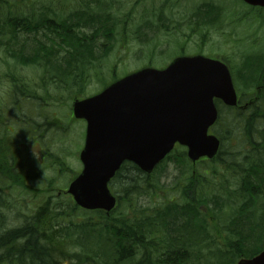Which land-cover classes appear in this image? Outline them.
Here are the masks:
<instances>
[{"label":"rangeland","instance_id":"374dc122","mask_svg":"<svg viewBox=\"0 0 264 264\" xmlns=\"http://www.w3.org/2000/svg\"><path fill=\"white\" fill-rule=\"evenodd\" d=\"M60 1L3 0L0 3V19L4 18L6 14H12L28 21L32 18L28 15L42 13L46 17L53 18L54 21H59L77 9V2H87L88 0H70V5L68 1L63 3H60ZM137 2L138 0H91L90 4L86 3L95 11L100 7L104 11L112 10L117 13L114 28L116 34L111 37L110 41H104L101 37L94 38L96 42L95 53L100 56L104 54L105 50L108 52L106 55L96 59V63L90 73L89 82L80 91L79 87L71 89H68L69 87L67 86L59 87L49 78L42 80L41 69L34 66L19 65L16 61L4 55L3 50H0V109L4 117L1 119L3 125L0 126V140L3 139V144L6 146L0 147V191L2 192V199H0V234L7 230L33 223L34 220L31 222L32 218L39 215L45 220L44 229L46 233L51 235V232H55L57 227L49 220L47 215L39 212L41 208H46L51 213L58 212L57 220H62L60 222L61 226L68 225V222L75 223L76 220L79 221L85 217L91 218L93 221L104 222L103 224L100 223V226L111 228L115 226L116 221L133 220L132 212L134 207L138 205L152 207L154 203L158 202L153 197L160 198L159 201L169 199L176 201L178 199L174 191H176V182H178L176 178L179 177V169L172 163L164 165V168L160 169L158 181L153 182L154 192L151 195L145 196L144 199H132L131 192H123L126 201L120 203L109 217H104V213H91L76 208L70 209L74 205L71 198L64 193L67 187L66 184L76 175L75 173L81 170L78 154L83 146L85 132L83 122L70 119L73 98L81 99L92 96L102 89L101 86L104 82L111 81L113 78H120L124 74L126 75L134 72L135 69H139L137 67L148 62L149 56L144 52V48L147 45L153 51L151 60L155 68L164 67L170 62V60L167 61L168 59L174 58L172 53H165L166 48L174 45L173 40L161 37L160 33L154 35L153 39L151 33L147 34V38H150L151 41L143 46H137L133 42L134 38L127 40L138 29V21H149L155 9L162 8L163 13L166 14V6L174 2L178 5V8L175 9L173 7L175 16L172 23L178 24L183 21V19H179V15L194 16V13H198V20L203 21L204 25L207 24L206 32H208V35L205 41L194 35L186 46L187 51L190 52L189 54H194L197 51L208 52L206 55L216 56L219 59L223 58L230 64V67L233 68L234 66L235 69L237 65L240 66L244 59H249L252 56L251 61L245 64L252 67L254 71L258 70L259 64L257 58L253 55H258L259 60L264 61V13L249 8L241 0H183L182 4L178 0H170L167 3L166 0H147L138 2V4ZM179 4H181V7ZM68 5L69 7H67ZM45 10L51 13H46ZM214 19L218 24L217 31L215 26H213L212 20ZM172 23L169 24V27L172 26ZM220 25L222 27H219ZM17 28L15 29L18 35L16 49L19 50H16V52H21L24 56L30 57L36 49V45L30 40L33 36L31 35L28 38L27 34ZM126 30L130 36L123 37L125 43L122 46L117 33L121 31L125 33ZM42 31L36 35L39 39L54 36L49 30L43 29ZM84 33L88 35L89 31L84 30ZM2 34L3 43L7 45L11 42L9 40L11 38L10 34L7 30H4ZM188 34L189 32L186 31L185 35ZM183 41L184 39L182 38L180 43ZM200 44L202 48H198ZM49 45L47 41H44L45 47ZM127 45L131 48L129 54H125V51L121 49V47ZM97 48L100 49L97 50ZM155 52L163 54L157 56ZM246 75L244 73V77ZM12 80L20 82L24 88L30 89L27 97L23 99L20 96L24 94V89L21 94H15L13 87L16 86L11 83ZM247 84L249 83L245 81H243V84L235 82V85H239L237 93L243 97H249L254 93V90L245 88ZM219 108L222 124L229 123L237 115L222 106H219ZM254 113L260 114L254 117V120L258 119L257 122H260L259 118L264 117V108L262 111ZM237 117L240 124L237 127L236 123L231 126L232 129L229 130L234 132V134L228 135V145L233 149V152L218 156L217 162H199L195 165V171L202 175L207 184H211L210 189L217 187L221 189L223 187L219 182L215 181L212 184L208 180L212 172L225 175L227 177L226 182H229L232 189H234L240 186L241 177L239 174H235L234 171L229 170L231 166L238 172V168L234 166L238 165L239 162H242L245 168L250 164L258 165L255 160H251L248 163L246 159L249 156L246 159L242 157L249 155L252 151V147L246 146H251L256 144V142L261 144L258 138L259 135L254 136L255 128H249L250 134L253 135L251 139H255L256 142H246V138L243 136L245 117L243 115H237ZM256 128L264 136V123H258ZM215 131L219 133L220 129L215 128L213 133ZM238 136H240L239 140ZM241 143L243 148L239 151ZM178 151L171 156H176ZM261 161L263 166L264 157H262ZM20 164L22 165L19 166ZM16 169H19L20 173H16ZM3 173L14 176L13 186H10L7 180L3 178ZM158 173L155 172L154 177ZM220 177L218 176V179ZM180 183L179 185H181ZM112 189L115 191L113 193L118 196L119 189L116 183L112 184ZM220 196L226 201L224 195L220 194ZM262 197L264 201V194ZM210 208L212 209V206ZM209 213L213 222L209 218L207 219L214 227L215 233L209 235L212 248H203L202 255L207 257L210 252L221 247L226 240H239L240 236L245 237L248 233L247 227H245L244 230L239 231L233 237L224 228L226 220L223 223L221 220L223 218L216 217L213 211ZM255 215L256 212L252 214L253 218ZM102 216L104 217L103 219H101ZM262 229H264V225L263 228H260V230ZM260 232H256L255 235ZM53 237L55 241L52 244L53 246L50 247L54 251L59 252L66 259L67 264H96L94 259H90L91 250H98L101 245L94 242L86 244V242L80 241L76 235L72 234L69 239L55 237V234ZM41 244L47 246L46 243L41 242ZM137 244L134 254L123 255L126 257L122 259L124 262H119L120 264H138L140 258L142 256L143 258L145 257L143 255L145 253L143 252L145 237L138 239ZM105 246L107 247V245ZM159 249L157 247L156 250ZM152 251L149 256L151 259H156L159 254L154 250ZM104 261L108 262L109 260L104 258Z\"/></svg>","mask_w":264,"mask_h":264},{"label":"trees","instance_id":"16d2710c","mask_svg":"<svg viewBox=\"0 0 264 264\" xmlns=\"http://www.w3.org/2000/svg\"><path fill=\"white\" fill-rule=\"evenodd\" d=\"M100 11L99 9L96 10L95 17L97 21H100L104 17V14L107 19L113 17L110 13L107 14ZM28 16L32 17L28 21L12 14H6L4 18L0 19V50H3L4 55L16 61L19 65L44 67V71H51L56 68L55 75L61 76L66 73H72L74 68L83 71L86 66L93 65V61L99 57L94 54L96 52L94 50L96 42L93 40L91 43H88L84 36L85 34L81 32H78V35L82 36L78 40L68 38L66 33L56 32L53 37L44 38L53 47L52 50L47 49L48 47L46 48L41 39L36 37V35L43 32L41 30L42 26L49 27L54 22L48 20L49 18L42 13L38 15L30 14ZM69 20L71 19L61 20V22L57 23L65 27ZM50 22L52 24H48ZM95 25L97 26L99 23L97 22ZM16 28L27 34L28 38L31 35L33 36L30 40L34 42L36 49L30 57L24 56L21 52H16V50H19L16 49L18 45ZM4 30L9 32L11 37L9 40L12 44H10L11 42L7 45L3 43L2 32ZM96 31L103 35L105 33L98 29ZM74 36L76 37V35ZM104 36L106 37V35ZM58 39H62L61 44L56 43ZM249 61H251L250 58L247 62ZM258 64V68H260L261 63L259 61ZM244 70H249L251 74L256 73L251 67L242 68V71ZM260 73L261 70H258L257 75ZM11 83L16 86L13 87L16 91L21 92L23 89L26 91V88L20 82L12 80ZM18 86H20V89H18ZM244 120L243 136L246 138V142H256L255 139H251L253 135L249 132V128H255L254 136L259 135L260 142L264 144V136L256 128V126L258 127V123H264V117L260 122H257L258 119L254 120L252 116L245 117ZM237 121L238 118L231 120L233 124ZM258 154L254 153L255 157L253 154L248 155L247 159V156L243 157L248 163L251 160L259 161L258 166L250 164L245 168L242 162L234 166L238 168V174L241 177L239 190L243 195H240L239 199L245 201L242 206L236 209L233 204L235 202L232 196L233 193H231L233 189L231 188V184L226 182L227 177L223 174L220 175L217 172H212L208 180L212 184L215 181L219 182L223 187L218 190L215 188L209 191L208 188H211V184H207V181L203 179L200 173H196L194 177L189 173L185 152L181 151L177 152L173 158L168 156L167 160L161 165L164 168V165L172 163L179 169V177L176 178L178 183L176 182V191H174L178 199L170 201L171 203L168 204H160L153 212H150L149 207L144 209H140L141 207L138 206L134 207V211L138 209L139 211L135 212L144 214L146 220H143V217L142 220L134 218L131 221H116L115 226L106 228L103 225L100 226L102 222L83 217L79 221L76 220L75 223L68 222V225L61 226L60 219L57 220L58 212L51 213L48 209L41 208L39 212L47 215L49 220L56 225L57 229L55 232H51V235L47 234L44 229L45 220L42 216L37 215L32 218L31 222L34 220L33 223L29 222L30 224H25L20 228L1 233L0 264H67L66 259L50 247L53 246L52 244L55 241L54 234L55 237L58 236L64 239L71 238L70 235L72 234L76 235L80 241L86 243L93 241L95 244L101 245L98 250H91L90 259H94L96 264L122 263V258L126 257L123 255L134 254L138 239L141 237H145L144 256H149V253L153 252L152 250L156 251L159 241L167 242V247L160 246L161 254L158 255L168 258H172L173 256L172 261H168L165 264H234L240 256L252 257L264 249V229L260 230L264 225V204H261L260 201L263 199L262 195L264 194V165H261L264 155ZM229 170L235 171L234 173L237 174L233 166ZM159 175L160 173H158L155 179H149L141 174L142 179L140 180V172L134 166L126 164L117 173L115 180L125 192H132L136 196H147L154 192L153 182L158 181ZM218 176H221L220 179H218ZM179 182H181V185H179ZM219 191L229 193L228 195H224L226 201L218 195L221 193ZM211 206L213 207L212 209L210 208ZM257 206L262 210L261 214H257ZM201 207L206 210L208 209L209 212L213 210H217L218 212L225 211L223 219L226 220V225H224V228L233 237L249 225L247 235L245 237L240 236L239 240H226L221 247L210 252L208 257L202 255L203 248H206L205 246L212 247L209 245L210 236L208 235L211 225L207 216L200 211ZM254 212H256V215L253 218L252 214ZM209 215L211 214L209 213ZM103 218L102 216L101 219ZM158 222L161 224L158 225ZM259 231L261 232L255 235ZM159 235L165 237L159 239ZM41 242L46 243L47 246L42 245ZM104 258H107L109 261L105 262Z\"/></svg>","mask_w":264,"mask_h":264},{"label":"water","instance_id":"95a60500","mask_svg":"<svg viewBox=\"0 0 264 264\" xmlns=\"http://www.w3.org/2000/svg\"><path fill=\"white\" fill-rule=\"evenodd\" d=\"M264 8V0H243ZM214 100L235 107L237 97L227 66L203 56L179 57L165 69L129 74L99 94L75 101L72 112L86 122L79 158L82 171L67 192L85 210L109 213L116 198L108 189L123 162L150 175L178 143L194 163L212 159L219 140L208 135L218 118ZM236 264H264V251Z\"/></svg>","mask_w":264,"mask_h":264},{"label":"flooded vegetation","instance_id":"af4514ba","mask_svg":"<svg viewBox=\"0 0 264 264\" xmlns=\"http://www.w3.org/2000/svg\"><path fill=\"white\" fill-rule=\"evenodd\" d=\"M147 0H138V2H145ZM149 1H155V0H149ZM170 1V0H166V3ZM89 4L91 2V0L87 1ZM87 2H77V7H85ZM178 2H180L181 4L183 3V0H178ZM138 4V3H137ZM181 4L180 7H181ZM91 6H88L87 9L83 10L85 14H87L86 16H83L80 20L79 16H75L79 22V24L77 22H75V27L74 28H67L64 32V30L59 27L60 29H62V31L64 33H66L68 38H74L76 40H78L79 38H81V36L78 35V32L81 31L82 33H84L85 31H89V34L86 35L85 33V37L86 40L88 41V43H91L95 37H103L107 40H111V37H113L116 32H114L113 29V24H112V19L111 22L109 21V28L110 31L105 32L104 35L107 36V38L100 33H97L96 29L93 27L94 25V15H90L91 14ZM173 7L175 9L178 8V5L174 2H171L170 5L166 6V14L163 13L162 8H157L153 11V16L151 15V19H149V21H138L139 22V27L138 29L135 30V34L133 35H129L128 31L126 30L125 33L119 32L117 33V37L121 40V45L123 46L125 41L123 39V37H129L127 38V40L129 41L131 38H134V43H136L137 46H143L145 44H147L149 41H151L150 38H147V34L151 33L152 34V39L154 38V35L156 34H161V37H165V38H170L171 40H173L174 45L172 47H168L165 49V53H172L173 55H180V56H187L190 55L187 51V44L188 42L192 39V37L198 36V31H199V38L202 41H205L206 36L208 35V32H206L207 29V24L204 25L203 21H199L198 22V17L196 16H186L184 15H179V19H183V21L179 22L178 24L172 23L174 21V12H173ZM78 12V10H77ZM115 13V12H114ZM117 14V13H116ZM188 17V18H187ZM191 18V19H189ZM172 23V26L169 27V24ZM215 26V30H218V24L213 23ZM205 27V28H204ZM219 27H222V25H220ZM115 28V27H114ZM74 29L77 30V34L76 37L74 36ZM113 29V31H112ZM205 30V31H204ZM137 31V32H136ZM189 32L188 35H185V32ZM216 34V33H214ZM184 39V41L182 43H180L181 39ZM143 42V44H142ZM145 42V43H144ZM130 44V42H129ZM198 48H201V44L199 45ZM121 49H123L125 51V54H129L131 51V48L127 45L125 47H121ZM144 52H146V54L149 56L148 58V62H146L145 64H142L139 66V68L144 69V68H149L152 67L154 64L152 63L151 57H153V51H151V49L149 48V45H147V47L144 48ZM143 52V53H144ZM196 53L200 54L201 51H197ZM157 56H160V54L163 53H156ZM238 96V100L240 103V95L237 93ZM264 101V87L262 86H257L254 89V94L252 95V98L250 99L249 102H245L246 105H250L249 107L256 105V103ZM240 105V104H239ZM239 147V146H238ZM246 147H261L260 145H251V146H246Z\"/></svg>","mask_w":264,"mask_h":264}]
</instances>
